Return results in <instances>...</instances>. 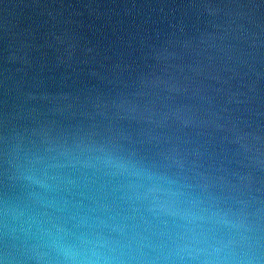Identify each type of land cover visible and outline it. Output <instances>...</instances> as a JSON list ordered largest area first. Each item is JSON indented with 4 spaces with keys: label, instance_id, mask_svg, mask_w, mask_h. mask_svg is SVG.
I'll use <instances>...</instances> for the list:
<instances>
[{
    "label": "water",
    "instance_id": "water-1",
    "mask_svg": "<svg viewBox=\"0 0 264 264\" xmlns=\"http://www.w3.org/2000/svg\"><path fill=\"white\" fill-rule=\"evenodd\" d=\"M0 264H264V0H0Z\"/></svg>",
    "mask_w": 264,
    "mask_h": 264
}]
</instances>
